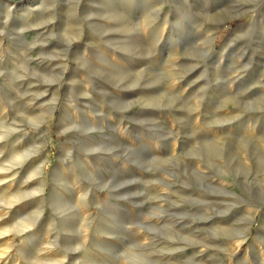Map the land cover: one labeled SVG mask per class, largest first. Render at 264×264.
I'll list each match as a JSON object with an SVG mask.
<instances>
[{"label":"rangeland","instance_id":"rangeland-1","mask_svg":"<svg viewBox=\"0 0 264 264\" xmlns=\"http://www.w3.org/2000/svg\"><path fill=\"white\" fill-rule=\"evenodd\" d=\"M15 1L0 264H264V0Z\"/></svg>","mask_w":264,"mask_h":264},{"label":"bare ground","instance_id":"bare-ground-1","mask_svg":"<svg viewBox=\"0 0 264 264\" xmlns=\"http://www.w3.org/2000/svg\"><path fill=\"white\" fill-rule=\"evenodd\" d=\"M1 1H3V0H1ZM7 1H9V2H17V1H15V0H7ZM89 2H91L92 3V0H88ZM203 1H206V0H203ZM220 1H222V0H216V2L215 3H219ZM112 2V0H105V4L104 5H108L109 3H111ZM207 2V1H206ZM18 3V2H17ZM41 6V5H40ZM38 8H42V7H39L38 6ZM35 9H37V8H35ZM28 10H30V9H27V8H24L23 9V11L26 13V15L28 14ZM37 11V10H36ZM31 15V14H30ZM28 16V15H27ZM81 32V31H80Z\"/></svg>","mask_w":264,"mask_h":264},{"label":"clouds","instance_id":"clouds-1","mask_svg":"<svg viewBox=\"0 0 264 264\" xmlns=\"http://www.w3.org/2000/svg\"><path fill=\"white\" fill-rule=\"evenodd\" d=\"M4 171H5V169L0 168V172H4ZM6 182H7V181H5V180H0V184L6 183ZM9 211H12V210L8 209L6 206L0 205V213H3V212H9ZM27 212H28V211H27ZM27 212H26L24 215H26ZM24 215H23V216H24ZM41 219H43V217H42ZM30 231H31V230H30Z\"/></svg>","mask_w":264,"mask_h":264}]
</instances>
